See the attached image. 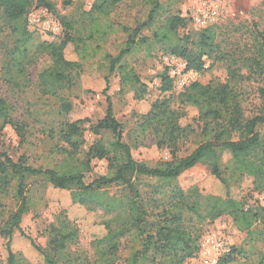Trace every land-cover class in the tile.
I'll use <instances>...</instances> for the list:
<instances>
[{
	"label": "trees",
	"instance_id": "1",
	"mask_svg": "<svg viewBox=\"0 0 264 264\" xmlns=\"http://www.w3.org/2000/svg\"><path fill=\"white\" fill-rule=\"evenodd\" d=\"M123 1L95 0L89 11L59 16L64 29L60 37L38 29L27 18L35 5L55 13V6L49 0H0V27L9 30L4 36L0 31L3 36L0 47L4 52L5 78L17 88L27 87L30 83L28 68L39 57L47 55L51 58V65L39 74V86L44 95L60 96L62 91L77 84L82 62L100 52L101 43L117 31L111 16ZM65 2L70 3L69 0ZM150 3L151 10L145 22L134 29L121 27L126 40L118 55H104L109 72L117 71L122 86L131 87L137 99H143L150 92L149 87L124 60L137 46L150 45V37L142 36V31L157 23V14L162 9L160 0H150ZM187 25L188 19L180 15L171 16L163 27L154 32L153 39L166 44L165 52L183 60L187 71L200 73L205 70L207 61L217 59L215 56L221 48L213 26L200 29L197 40H191L189 35L181 37L179 34V30ZM37 34L42 37L39 43L35 42ZM70 44L75 47L80 61L66 57L65 50ZM245 67L264 76V42ZM240 77L238 69L231 68L228 82L190 83L175 96L173 78L167 70L164 71L160 97L141 116L137 129L127 134L128 141L123 137L124 126L115 118L108 98L107 115L93 127V131L97 136L112 135L113 139L106 142L97 140L83 161L78 160L76 155L84 144L81 126L89 119L66 120L58 131L51 129L58 141L64 144V147L60 144L54 147L55 152L63 156V164L59 168L35 169L28 165L26 156L14 162L8 155L0 153V199L8 195L15 181L18 202L17 209L10 213L0 229V235L7 240V264H35L22 252L14 250L16 232L20 233L25 248L43 257L45 264H117L121 241L126 238L133 239L136 244L126 264H186L199 250L201 234L196 231L193 221L198 224L212 223L224 216L232 220L237 230L247 234L249 242L264 244V206L249 205L244 198L205 195L198 187L183 190L174 184L185 171L199 164L207 166L216 179L228 184L222 175L218 154V150L227 149L232 155L234 176L250 179L254 190L264 195V133L260 130L264 127V113L251 118L245 116L236 89ZM260 93L264 97V88L260 89ZM60 101L59 114L64 117L72 108L69 102L62 98ZM175 102L178 108L174 107ZM186 109L198 112L199 121L204 126V141L189 155L178 158L176 150L181 140L188 138L192 132L180 123ZM0 119L4 125H13L19 135H23V128L12 121L11 107L4 99H0ZM147 134L154 136L157 151H172L170 161L150 167L134 158L133 149L144 146L141 136ZM234 134H238V140H233ZM94 159L107 161L108 172L86 183L84 172ZM143 178L155 180L147 198L139 192L135 182ZM30 179L40 181L44 189L52 187L69 192L75 205L100 208L112 216L105 225L107 234L93 243L94 260H83L69 253L70 247L79 238V230L64 211L49 228L46 248L22 229L23 218L31 209L27 189ZM113 186L124 187L126 194L122 199L108 195L106 189ZM236 252L233 249L219 264L233 263Z\"/></svg>",
	"mask_w": 264,
	"mask_h": 264
},
{
	"label": "rangeland",
	"instance_id": "2",
	"mask_svg": "<svg viewBox=\"0 0 264 264\" xmlns=\"http://www.w3.org/2000/svg\"><path fill=\"white\" fill-rule=\"evenodd\" d=\"M55 6L56 12H49L36 5L31 9L27 18L38 29L49 31L56 36H63L64 29L60 24L59 16L77 15L81 11H89L95 0H49ZM161 11L157 14L158 21L150 28L142 31V36L150 37V45L137 46L130 55L125 57L128 65L149 87V93L143 99H137L131 87H123L118 72L110 73L109 65L104 63V55L109 53L117 56L126 40L121 27L134 29L145 22L151 10L150 0H124L112 13L111 20L117 31L107 37L102 43V50L82 62L80 78L75 86L61 92L60 96L44 95L39 86V74L51 65V58L43 55L27 70L30 81L27 87L17 88L9 82L3 71L4 52L0 47V99H4L11 107L12 121L23 128V135H19L13 125H4L0 119V153L8 155L14 162L21 156L27 157L28 165L35 169H54L63 164V156L55 152L54 147L61 145L52 130L58 131L63 121H77L89 119L81 126L84 144L79 149L76 158L85 160L89 148L97 141L112 140L109 134L95 135L93 127L107 115L108 98L111 101L115 118L124 126V139L128 141L127 134L137 129V123L142 115L146 114L152 104L160 97L161 77L167 70L168 75L174 76L175 96L181 91L178 79L186 78L189 83L199 82L207 84H223L230 79V69L237 68L241 76L236 86L240 95L242 108L247 118L264 113V97L260 89L264 88V76L252 73L245 67L257 55V50L264 42V0H160ZM215 5L218 8V17L213 29L216 41L221 51L217 59L207 61L206 68L200 73L186 70V63L165 52L164 43H157L153 34L163 27L171 16L180 15L188 19L185 29H180L181 37L189 35L191 40H197L200 35L193 22L194 11L201 6ZM2 35L7 32L0 27ZM0 35V45L3 36ZM42 41V37L35 35V42ZM66 57L79 60L75 47L70 44L65 50ZM107 91L105 92V89ZM60 98L71 104V112L64 117L61 111ZM175 102L174 107L178 108ZM184 116L180 120L183 127L192 131L188 138L181 140L176 156L183 158L193 152L203 143V123L199 121V114L195 110H183ZM52 129V130H51ZM261 132L264 133V127ZM238 134L233 140H238ZM143 147L133 149L136 160L156 167L160 163L172 159V151L167 149L159 152L155 148V138L151 134L141 136ZM219 166L222 175L228 184L216 179L207 166L199 164L185 171L176 181L175 185L183 190L198 187L205 195L225 198L246 199L249 205L264 206V195L256 192L250 179L234 176L231 164L232 155L227 149L218 150ZM108 172V162L94 159L89 169L84 172L86 183H91ZM136 186L144 198L149 197L151 185L155 180L143 178L135 181ZM140 182V183H139ZM16 182L11 184L8 195L0 199V229L8 219L10 213L17 209L18 202L15 197ZM27 189L31 202L30 212L24 216L21 227L42 247L46 248L49 239V228L56 223L57 217L63 211L68 219L74 222L79 230L77 242L69 249L73 257L89 258L94 260V241L107 234L106 223L112 218L105 210L100 208L89 209L73 204L70 193L55 190L52 187L44 189L40 181L28 180ZM127 192L129 189L125 187ZM108 195L122 199L126 194L124 187L113 186L108 189ZM152 195V194H151ZM196 231L201 234L200 241L210 235L219 234L236 249V257L231 264H264V244L249 242L246 233H242L234 226L228 216L215 222L198 224L193 221ZM14 250L22 252L35 264H45L44 258L28 251L20 233L16 232ZM200 243V242H199ZM7 240L0 235V263L7 264ZM136 246L133 239L126 238L121 241L119 261L117 264H126V259L133 253ZM193 258V257H192ZM191 259L187 260L190 261ZM186 262V264H187Z\"/></svg>",
	"mask_w": 264,
	"mask_h": 264
},
{
	"label": "built area",
	"instance_id": "3",
	"mask_svg": "<svg viewBox=\"0 0 264 264\" xmlns=\"http://www.w3.org/2000/svg\"><path fill=\"white\" fill-rule=\"evenodd\" d=\"M193 22L198 29H205L214 24L218 17V8L215 5L201 6L194 11ZM186 68V67H185ZM176 74L172 76L174 79ZM190 83L186 78L178 79V87L184 89ZM232 253L228 241L219 234H210L199 243V250L187 264H219Z\"/></svg>",
	"mask_w": 264,
	"mask_h": 264
}]
</instances>
